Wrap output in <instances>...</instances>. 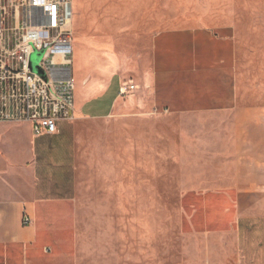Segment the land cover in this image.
<instances>
[{"label":"rangeland","instance_id":"obj_1","mask_svg":"<svg viewBox=\"0 0 264 264\" xmlns=\"http://www.w3.org/2000/svg\"><path fill=\"white\" fill-rule=\"evenodd\" d=\"M72 1L77 263L186 264L179 185L221 178L236 122L264 120V0ZM196 28L233 32L235 109L154 113L141 86L152 38ZM121 83L135 90L103 116Z\"/></svg>","mask_w":264,"mask_h":264},{"label":"crops","instance_id":"obj_2","mask_svg":"<svg viewBox=\"0 0 264 264\" xmlns=\"http://www.w3.org/2000/svg\"><path fill=\"white\" fill-rule=\"evenodd\" d=\"M141 86L157 114L229 115L236 106L233 32L156 33ZM98 93L97 104L105 99ZM120 98L117 90L103 116ZM236 126L231 150L220 151L232 179L223 166L221 178L179 185L186 264H264V120ZM75 144L72 123L40 136L29 125L0 124V264H78Z\"/></svg>","mask_w":264,"mask_h":264},{"label":"built area","instance_id":"obj_3","mask_svg":"<svg viewBox=\"0 0 264 264\" xmlns=\"http://www.w3.org/2000/svg\"><path fill=\"white\" fill-rule=\"evenodd\" d=\"M72 21V0H0V124L40 136L74 121ZM134 90L121 83L118 96Z\"/></svg>","mask_w":264,"mask_h":264},{"label":"water","instance_id":"obj_4","mask_svg":"<svg viewBox=\"0 0 264 264\" xmlns=\"http://www.w3.org/2000/svg\"><path fill=\"white\" fill-rule=\"evenodd\" d=\"M31 67H32V69H35V67H34V65H33V64L31 65Z\"/></svg>","mask_w":264,"mask_h":264}]
</instances>
